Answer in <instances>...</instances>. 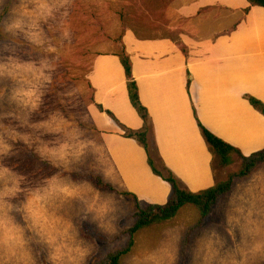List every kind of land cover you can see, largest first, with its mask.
I'll use <instances>...</instances> for the list:
<instances>
[{"label": "rangeland", "instance_id": "obj_1", "mask_svg": "<svg viewBox=\"0 0 264 264\" xmlns=\"http://www.w3.org/2000/svg\"><path fill=\"white\" fill-rule=\"evenodd\" d=\"M168 1L0 0V221L23 229L27 264H102L145 208L113 183L88 77L94 57L113 53L126 30L176 38ZM240 168L236 157L226 168L215 162V179L226 181ZM98 177L111 189L98 188ZM65 187L86 195L69 196ZM44 218L66 229L55 243ZM197 218L186 208L139 232L122 264H179L183 234ZM202 234L212 237L211 252L198 243ZM12 244L0 227V264H24L11 255ZM188 264H264V164L233 179L193 236Z\"/></svg>", "mask_w": 264, "mask_h": 264}, {"label": "crops", "instance_id": "obj_2", "mask_svg": "<svg viewBox=\"0 0 264 264\" xmlns=\"http://www.w3.org/2000/svg\"><path fill=\"white\" fill-rule=\"evenodd\" d=\"M165 13L176 38H141L126 30L122 42L159 155L195 194L215 185L212 156L198 122L243 156L264 149V117L245 99L264 105V8L250 7L247 0H169ZM88 82L92 121L113 183L141 204L165 205L170 186L152 173L144 149L123 137L105 113L130 130L142 128L119 59L111 52L96 55Z\"/></svg>", "mask_w": 264, "mask_h": 264}, {"label": "trees", "instance_id": "obj_3", "mask_svg": "<svg viewBox=\"0 0 264 264\" xmlns=\"http://www.w3.org/2000/svg\"><path fill=\"white\" fill-rule=\"evenodd\" d=\"M247 2L250 7L264 8V0H247ZM122 37L123 34L113 41V54L119 59L120 64L123 67L129 101L138 117L142 120V128L137 131L130 130L121 125L111 113H105L116 123L122 131L123 137L134 140L144 149L152 173L170 186L171 194L168 202L163 206L143 204L145 207L144 209L139 208L136 210L134 214V223L130 228L121 233V235L124 236L125 243L120 249L108 254L102 264H122L123 258L130 252L133 246L134 237L139 232L155 225L168 223L184 209L191 208L198 214V218L195 224L188 227L184 232L179 247V264H188V248L193 236L203 226L217 201L222 196L230 193L233 179L247 177L257 166L264 164V149L250 156H243L239 150L216 138L198 122L200 134L212 156V172L214 177L215 162L219 167L226 168L232 163L233 158L236 157L241 162V168L237 174L229 177L226 181H216L215 179V185L210 189L195 194L187 191L181 182L165 166L159 155L156 143L153 140V124L148 111L140 102L138 87L132 75V63L125 50ZM245 99L254 110L264 117L263 103L250 96L245 97ZM91 101L94 103L93 95ZM97 109L100 112H103V109L100 106H97ZM94 183L98 188L105 190L111 189L110 186L102 182L99 177L94 180ZM126 194L135 202L139 203L135 196L128 193Z\"/></svg>", "mask_w": 264, "mask_h": 264}, {"label": "clouds", "instance_id": "obj_4", "mask_svg": "<svg viewBox=\"0 0 264 264\" xmlns=\"http://www.w3.org/2000/svg\"><path fill=\"white\" fill-rule=\"evenodd\" d=\"M63 192H65L69 196L79 195V196H85L86 193L81 192L78 188H72L69 189L67 187L62 189ZM45 224L47 225L46 231L49 238V241L51 243H55L57 235H64V232H66V229L64 232H61L60 230V221L56 218H53L51 221H49L47 218H44ZM0 227H2L5 231V236L7 241H12L13 244L10 247L9 251L11 255L16 256L18 253L21 257V260L24 262V264H27V253L23 252V229L18 224L12 222V221H0ZM198 243L202 244V246L208 251H212V245L214 243L211 236L204 238L203 234L200 238H198ZM61 247L63 245L58 246L55 248L56 257L58 258L61 254Z\"/></svg>", "mask_w": 264, "mask_h": 264}]
</instances>
